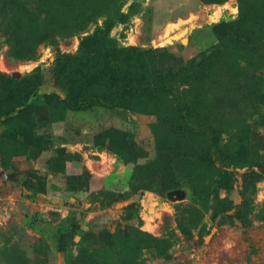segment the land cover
Wrapping results in <instances>:
<instances>
[{"label":"rangeland","instance_id":"rangeland-1","mask_svg":"<svg viewBox=\"0 0 264 264\" xmlns=\"http://www.w3.org/2000/svg\"><path fill=\"white\" fill-rule=\"evenodd\" d=\"M6 179L33 202L0 204V264L239 262L264 221V0H0Z\"/></svg>","mask_w":264,"mask_h":264},{"label":"crops","instance_id":"crops-1","mask_svg":"<svg viewBox=\"0 0 264 264\" xmlns=\"http://www.w3.org/2000/svg\"><path fill=\"white\" fill-rule=\"evenodd\" d=\"M3 189L7 192L0 193V204L8 206V200L11 196H15L18 202L32 201L27 194H18L17 191L10 192L8 187L11 185L9 179L3 180ZM8 201V202H7ZM6 206V207H7ZM241 240L239 245L243 251L241 260L234 261L232 259L229 264H264V221L263 223L253 227L245 235H241ZM234 249V248H233Z\"/></svg>","mask_w":264,"mask_h":264},{"label":"trees","instance_id":"trees-1","mask_svg":"<svg viewBox=\"0 0 264 264\" xmlns=\"http://www.w3.org/2000/svg\"><path fill=\"white\" fill-rule=\"evenodd\" d=\"M94 39H96V36H94V35L87 37V40H94ZM107 68H111V60L110 59L109 60L105 59L104 62H101V64L98 67V74L102 75V73L106 72ZM98 76H100V75H98ZM86 81L89 82L90 80L87 79ZM83 94H84L83 92H81L80 94L75 93V95L78 98H79V96H81L83 98L80 100L79 99L74 100V103L76 105L86 103L89 99H92V98H101L102 99V96L99 93H97L96 91H92L90 93H87L86 96Z\"/></svg>","mask_w":264,"mask_h":264},{"label":"built area","instance_id":"built-area-1","mask_svg":"<svg viewBox=\"0 0 264 264\" xmlns=\"http://www.w3.org/2000/svg\"><path fill=\"white\" fill-rule=\"evenodd\" d=\"M101 155H102V159H103L102 161L104 165L108 169H110L112 165L115 163V158L112 155H110L107 151H104Z\"/></svg>","mask_w":264,"mask_h":264},{"label":"water","instance_id":"water-1","mask_svg":"<svg viewBox=\"0 0 264 264\" xmlns=\"http://www.w3.org/2000/svg\"><path fill=\"white\" fill-rule=\"evenodd\" d=\"M5 176L4 177H7V174H4Z\"/></svg>","mask_w":264,"mask_h":264},{"label":"bare ground","instance_id":"bare-ground-1","mask_svg":"<svg viewBox=\"0 0 264 264\" xmlns=\"http://www.w3.org/2000/svg\"><path fill=\"white\" fill-rule=\"evenodd\" d=\"M213 14V13H212ZM218 20V19H217ZM31 64V63H30ZM28 66V65H27ZM25 67V66H24Z\"/></svg>","mask_w":264,"mask_h":264}]
</instances>
